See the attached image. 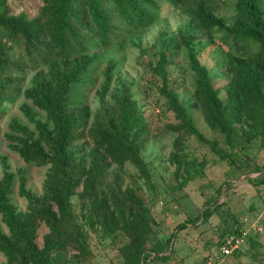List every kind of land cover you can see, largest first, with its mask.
<instances>
[{"label": "trees", "instance_id": "16d2710c", "mask_svg": "<svg viewBox=\"0 0 264 264\" xmlns=\"http://www.w3.org/2000/svg\"><path fill=\"white\" fill-rule=\"evenodd\" d=\"M24 1L37 4L36 17L29 18L25 13L10 15L6 0H0V109L17 97L16 81L20 74L23 76V66L35 70L53 57L71 59L87 53L93 44L105 49L122 46L128 36L157 21L164 3L191 19L204 37L219 34L222 43L232 39L240 44L242 52L228 55L229 81L221 89L224 98H220V90L214 88L208 69L199 62L191 46L193 37H181L180 44L186 48L194 78L192 102L187 105L179 102L174 91L177 80L168 72V56L159 54L151 74L159 81L158 91L177 121L167 127L178 135L176 149L180 150L183 135L194 137L240 175H264V163L258 166L249 155L253 148L264 155V8L261 0H232L235 17L231 25L220 13L221 0ZM2 40L10 45L3 44ZM19 58L20 62L15 64ZM95 65L94 58H85L62 77L47 82L36 79L33 89L26 92L46 114L47 121L32 119L38 138L33 140L24 133L17 151L26 163L46 167L47 171L42 196L26 190L20 179L19 195L26 200L25 212L17 211L10 200L13 175L5 174L0 179V215L7 229V233L0 229L4 264H58L57 253L68 245L77 254L76 264H95L86 234L72 209L73 196L87 204L83 216L87 224L91 228L98 226L111 243L117 240L119 264L168 262L174 253L173 239L178 231L190 227L179 224L166 240L153 241L150 235L154 221L144 202L129 190L123 196L119 186H115L116 192L101 189L103 176L112 165L132 166L139 178L150 185V174L141 157L150 125L128 94L116 102L114 115L106 123L96 116L89 124L91 111L86 88L92 83ZM113 68L114 64L110 63L103 71L104 80L98 94L101 99L109 90ZM194 108L217 139L205 138L194 126L189 114V109ZM86 138L92 143L88 151L85 146H78ZM175 157L178 165L173 176L177 182L180 180L177 186L181 187L195 172L191 162H182L179 154ZM182 157L186 159L187 155ZM198 166L203 168L204 163ZM223 204L205 205L197 221H208ZM40 224L48 230L41 249L36 245ZM233 228H223L219 238ZM248 241L253 244L252 237Z\"/></svg>", "mask_w": 264, "mask_h": 264}, {"label": "rangeland", "instance_id": "374dc122", "mask_svg": "<svg viewBox=\"0 0 264 264\" xmlns=\"http://www.w3.org/2000/svg\"><path fill=\"white\" fill-rule=\"evenodd\" d=\"M220 13L226 17V23H234V3L232 0H221ZM9 14L17 16L25 13L29 18L37 16V4L26 3L24 0H6ZM264 8V0H261ZM193 37L192 48L197 54L199 62L208 69L215 89H219L220 98H224L222 87L229 81L226 63L229 54L241 55L240 44L228 39L225 43L219 40V34L212 38L202 35L199 27L178 9L161 4V11L157 21L149 28L134 33L126 38L122 46L105 49L93 44L87 53L77 55L71 59L53 57L44 65L35 70L24 67V73L16 83L19 90L13 102H5L0 109V179L5 174L13 175V188L10 195L12 204L17 211H26V200L19 195L20 179L24 187L35 196H42L43 182L47 171L46 167H38L26 163L19 155V139H24V133L38 138V131L33 120L46 123V114L37 108L33 101L26 96V92L33 89L36 79L45 82L68 74L71 69L85 61V58H94L93 79L89 88H86V99L90 107L91 125L96 116L106 123L114 115L116 102L124 94H128L135 102L144 119L150 125V133L144 139L141 157L150 174V185L139 178L137 171L130 165L119 167L112 165L102 179V190L108 192L120 187V194L124 196L129 190L143 202L149 210V216L154 221L150 239L166 240L179 224H188L190 227L178 231L173 244V255L164 264H202L204 256L214 249V244L219 238L223 228L232 229L237 225L238 219L245 215L262 214L264 227V212L249 210L252 196L259 199L260 208L264 210V182L263 174L252 173L242 176L232 166L220 162L209 149L198 142L194 137L182 136L180 150L175 146L177 134L167 129L177 121L173 112L169 110L166 100L158 91L159 81L151 74V67L157 61L159 54L168 56V72L171 78L177 80L175 93L179 102L190 104L194 87V78L190 71L187 51L180 44V38ZM7 46L10 43L1 41ZM1 44V43H0ZM253 51L256 47L252 45ZM252 51V52H253ZM21 58V57H20ZM20 58L15 64L20 62ZM113 63L112 79L109 90L101 99L99 91L103 84V71ZM192 123L201 134L210 140L217 136L205 125L197 108L189 109ZM51 128V126H48ZM78 146H85L88 151L92 147L91 140L86 138ZM182 162L188 160L193 164L194 172L191 179L181 187L174 179V172L178 165L175 155ZM183 154L187 158L182 157ZM258 166L264 163L263 153H257L256 148L249 151ZM204 163L203 168L198 165ZM182 171V170H181ZM245 177V178H244ZM229 185H226L228 184ZM234 186H232V185ZM235 188V191L232 190ZM79 192V191H78ZM232 192V194H231ZM232 195V196H231ZM255 199V198H253ZM213 202L224 203L214 212L208 221H197L205 205ZM72 209L77 222L86 234V242L97 264H119L120 255L116 242H110L108 237L98 229L91 228L84 219L87 204L78 199L71 198ZM232 205V206H231ZM229 206V207H228ZM254 210V211H255ZM251 212V213H250ZM250 213V214H249ZM0 229L7 233L1 221ZM48 233L44 224L37 230L36 245L43 247V236ZM250 237H255L253 244L249 241L237 252L230 256L224 264H264V233L260 236L250 232ZM257 239V240H256ZM161 240V241H163ZM173 242V241H172ZM172 246V245H171ZM76 252L68 245L60 254L57 253L58 264H76ZM6 261L0 253V264ZM150 264H163L154 261Z\"/></svg>", "mask_w": 264, "mask_h": 264}, {"label": "built area", "instance_id": "2783aa9c", "mask_svg": "<svg viewBox=\"0 0 264 264\" xmlns=\"http://www.w3.org/2000/svg\"><path fill=\"white\" fill-rule=\"evenodd\" d=\"M262 214L243 216L238 219L233 231L226 233L215 242L214 249L206 254L202 264H223L224 260L239 251L250 237L252 231L254 235L260 236L264 233L261 222Z\"/></svg>", "mask_w": 264, "mask_h": 264}, {"label": "crops", "instance_id": "0c3cea01", "mask_svg": "<svg viewBox=\"0 0 264 264\" xmlns=\"http://www.w3.org/2000/svg\"><path fill=\"white\" fill-rule=\"evenodd\" d=\"M231 185H232V184H231ZM232 186H234V185H232ZM234 191H235V188L232 190V192H234ZM232 192H231V194H232ZM231 196H232V195H231ZM252 197L255 198V199H253V198L251 199V203H250L251 205L249 206V210L252 211V213H253V212H258V213H260V212H264V210L259 211L258 208H257V210L254 209V207H253L252 205H254L255 207H259V206H260V203H259V199H257L258 196H256L257 198L254 197V196H252ZM231 206H232V205H231ZM228 207H229V206H228ZM259 208H260V207H259ZM254 210H255V211H254ZM250 213H251V212H250ZM250 213H249V214H250ZM245 216H248V215H245ZM241 217H242V216H241ZM254 240H255V237H254V238L252 237V242H253ZM256 240H257V239H256ZM237 252H238V251H237ZM227 259H228V258H227ZM227 259H226V260H227ZM224 262H225V260H224ZM224 262H223V264H224ZM95 264H97L96 261H95Z\"/></svg>", "mask_w": 264, "mask_h": 264}, {"label": "water", "instance_id": "95a60500", "mask_svg": "<svg viewBox=\"0 0 264 264\" xmlns=\"http://www.w3.org/2000/svg\"><path fill=\"white\" fill-rule=\"evenodd\" d=\"M171 245H172V243H170V245H169V246L171 247Z\"/></svg>", "mask_w": 264, "mask_h": 264}]
</instances>
